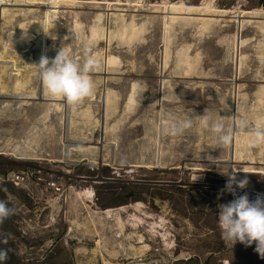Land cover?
Wrapping results in <instances>:
<instances>
[{"label": "rangeland", "instance_id": "rangeland-1", "mask_svg": "<svg viewBox=\"0 0 264 264\" xmlns=\"http://www.w3.org/2000/svg\"><path fill=\"white\" fill-rule=\"evenodd\" d=\"M55 1L56 6L50 2L0 6V67H9L11 61L14 68L9 78L0 68L5 73L0 74V201L12 209L0 223V250L7 253L0 264H101L94 251L95 228L113 250L109 255L103 247L104 256L119 264L140 259L153 264H264L254 251L255 243H225L217 215L218 204L240 195L247 194L252 201L264 197V164H253L263 170L233 171L234 165L248 163L231 162L236 151L232 143L219 148L212 131V149L218 154L227 148L231 152L227 158H200V153L192 154L189 146L195 144L188 139L198 125L203 126L204 114L222 121L226 130L231 128L232 136H246L264 125L255 119L261 114V101L254 94L264 85V47L246 26L264 20L259 13L258 18L251 16L264 0H210L220 23L205 34L170 21L203 18L174 13L177 8H198L204 0ZM235 7L243 13L241 24L232 18ZM26 12L32 13L19 15ZM61 48L81 66L88 56L95 58L99 70L89 75L96 79L97 90L74 105L65 99H24V94L43 90L41 57L51 62ZM191 70L199 73L197 77H187ZM138 82L147 89L134 93L128 102ZM202 85L212 91L203 93ZM245 93L248 97H243ZM189 116L192 128L176 136L167 134L171 122ZM242 120L247 127L241 129ZM3 147L10 151L2 152ZM30 148H35L28 153L35 152V159L15 157L17 152L12 151L26 154ZM86 148L92 151L90 157H80L78 150ZM221 163L237 181L248 180L243 189L233 185L235 195L224 191L228 176L220 174ZM83 188L93 190L90 202L75 196ZM136 202L142 203V210L131 206ZM120 206L126 207L121 213L125 218L132 213L153 218L146 224L126 222L125 233L118 234L114 218L104 211ZM159 216L164 222L157 227L167 231L175 245L151 229L150 223L160 221ZM128 232L144 234L150 248L138 257L124 255Z\"/></svg>", "mask_w": 264, "mask_h": 264}, {"label": "bare ground", "instance_id": "bare-ground-1", "mask_svg": "<svg viewBox=\"0 0 264 264\" xmlns=\"http://www.w3.org/2000/svg\"><path fill=\"white\" fill-rule=\"evenodd\" d=\"M13 1V2H12ZM215 1V0H214ZM9 2V1H8ZM48 2L51 3V5L49 6H56L57 5V2L55 0H10L9 3H6V0H0V6L2 5H5L6 4H13V5H23V4H40L42 6H45V4H48ZM204 5L202 6H199L198 8L196 7H191V8H181V9H175V13L174 14H181V15H186V16H202L203 18H200V17H172L170 19V21H177L179 23H182L183 25H188V26H191L195 29L196 32L198 33H211L216 25H218L220 23L218 16L217 14H215V12L212 10L211 7V2L210 0H204ZM12 5V6H13ZM26 5V6H27ZM9 6V5H8ZM34 6V5H33ZM38 6V5H37ZM166 6V5H165ZM163 6V7H165ZM29 7V6H27ZM163 7H158V8H163ZM20 9V8H18ZM234 9L235 10V13L234 15L232 16V18H236V22H238L239 20V24L242 23V21H240V18L243 17V13L242 11L240 10L239 7H235ZM4 10V9H3ZM168 10V8H167ZM232 10V9H231ZM10 11V10H9ZM26 11V10H25ZM3 12H6V10H4ZM17 12H20V11H17ZM17 12H16V15H17ZM23 12V11H22ZM151 12H155V11H151ZM160 12V11H159ZM7 13H10V12H7ZM32 12H26L24 14L20 13L19 15H27V14H31ZM160 13H164V12H160ZM171 13V12H170ZM256 13H259L261 14V16L259 18L261 19H264V6L260 7L258 10H256L255 12L252 13L251 16H255L254 18H258L257 17V14ZM2 14V13H1ZM220 15L223 16V14L225 13H219ZM15 13L13 11H11L10 13V16H14ZM227 15V14H226ZM229 16V15H227ZM13 18V17H12ZM6 20V19H5ZM10 20V19H9ZM11 21V20H10ZM8 23V22H7ZM11 23V22H10ZM245 23V21H244ZM9 24V23H8ZM7 25V24H6ZM118 25V24H117ZM0 26H3L0 24ZM40 26V25H39ZM245 26V25H244ZM249 29H251V33L255 36H259L260 37V40H261V44L263 45L264 47V20L263 21H260V22H257L255 25H247ZM2 28V27H1ZM38 28V27H37ZM124 32V31H123ZM136 32V31H135ZM126 35V34H125ZM124 35V36H125ZM116 37L115 34H112L111 35V38H114ZM131 37V35L129 36ZM45 40V39H44ZM243 43V42H242ZM240 46V45H239ZM4 49V48H3ZM2 53V52H1ZM8 61V60H7ZM5 62V61H4ZM7 63H10V66H6V67H0L2 69V71L4 72H7L8 73V78L9 76L11 77L12 74H13V71H14V68L11 64V61H8ZM75 63V62H74ZM6 64V63H5ZM3 66V65H2ZM109 66L110 68H113L115 66V61L114 59H109ZM97 69V68H96ZM99 70V68L97 69V71ZM195 71H189L187 73V77L191 78H195L197 77L196 74H199V73H194ZM6 73V74H7ZM194 73V74H193ZM1 75L2 74H5L3 72L0 73ZM133 74V73H131ZM114 79V78H112ZM26 81V80H25ZM93 82L96 81V79H92ZM3 82V81H2ZM120 83V82H118ZM97 81L96 83L93 84V86L97 85ZM136 87H140V92H136ZM199 88H202V91L203 93H205L206 91L210 92L212 91V87L211 86H206V87H203V85ZM250 88V86H249ZM258 91L257 93L254 92V94H257L258 98H259V101H261V104L258 105V111L263 114L262 116L263 117H260L261 114H258V117L255 118L256 121L258 123H261V124H264V85H260V87H258ZM16 89V88H15ZM145 89H147V87L145 86V84H142L140 85V83L138 82V84H135V88H133L130 92H129V100L128 102H130L131 100H134V93H136L137 95H141L145 92ZM195 87L192 86L191 87V90L192 92L196 93L195 92ZM252 89V88H251ZM6 90V89H5ZM18 90V89H17ZM97 89L93 87V93L96 91ZM3 91H0V93H2ZM131 93V95H130ZM20 95V94H19ZM26 95V96H25ZM244 95L243 97H248V94L245 93V94H242ZM241 95V96H242ZM256 96V95H254ZM43 97V98H41ZM47 97L49 100H56L57 102L58 101H64L63 98H57V97H52L50 96L49 94H47L46 92V89L45 87H43V90H38V91H34L33 94H24V99H40V100H43V99H47L45 98ZM242 100V99H241ZM47 101V100H46ZM55 101V102H56ZM53 102V103H55ZM51 104V103H49ZM52 105V104H51ZM58 106V105H56ZM250 106H253V105H250ZM243 107L240 106V108ZM57 108V107H56ZM59 108V107H58ZM239 109V108H238ZM89 115V114H88ZM108 115H111L109 112H108ZM256 116V115H255ZM87 118V117H86ZM106 118V117H105ZM77 119V118H76ZM108 120V119H107ZM81 122V121H80ZM84 124V123H83ZM232 127V126H231ZM231 129V128H230ZM242 129V128H241ZM108 131V130H107ZM107 131H104L103 134H101L100 138L101 137H105ZM193 133L191 135H189V138L188 139H191V142L195 144V146H189V148L192 150V147H193V151H192V154L196 157L197 154H199L200 158H210V157H218L220 156V158H227L229 156V152L231 151H228V148L226 149V153L224 154H218L216 153L213 149H212V143L210 142V138H212V135H213V132L210 128H205L204 126H200L198 125L197 126V129L192 131ZM237 133V132H236ZM84 135V134H83ZM253 135V132L252 133H249L248 135L246 136H234L233 135V139H232V147L235 146L236 148V151L231 155L230 159H231V162H235V163H248V164H237V165H234L232 167V170L233 171H237V170H263V166L260 165L261 168H256L257 166L253 165V164H264V144H261L260 146L252 149V148H249L247 145H248V140L249 138ZM71 136H72V132H71ZM70 136V137H71ZM73 138V137H71ZM99 138V137H98ZM10 139V138H9ZM89 140V139H88ZM1 142V141H0ZM9 142V141H8ZM11 142V141H10ZM17 142V141H16ZM15 142V143H16ZM26 142V141H25ZM63 142V141H62ZM13 143V142H12ZM27 143L29 144V141H27ZM31 144V143H30ZM188 144V143H187ZM12 145V144H11ZM20 145V144H18ZM34 145V144H33ZM13 146V145H12ZM11 146V147H12ZM4 148V147H3ZM15 148V147H14ZM200 150H199V149ZM5 150L2 151V152H9L7 151V148L5 147L4 148ZM21 149V147H20ZM19 149V150H20ZM23 149V148H22ZM25 149V148H24ZM23 149V150H24ZM31 151H27L26 154H23L21 153L22 150L20 151H17V150H12L13 152H17V154H14L15 157H19V158H36V154L35 152L33 153V155H29L28 153H31L35 148H30ZM196 149L198 150V152H196ZM203 149H207L208 152H211L213 153L214 152V155H209L207 152H203ZM233 149V148H232ZM0 150H3L2 148H0ZM27 150V149H26ZM74 150V149H73ZM87 150L86 149H79L78 151H80V154L79 156L80 157H88L90 155V153L92 151H85ZM252 150V151H251ZM82 151V153H81ZM84 151V152H83ZM11 152V153H13ZM38 152V151H37ZM139 152V151H138ZM256 152V154L254 153ZM149 153V152H148ZM103 157L106 156L107 154L106 153H102L101 154ZM186 155H188V153L186 152ZM222 155V156H221ZM225 155V156H224ZM180 156V155H179ZM90 157V156H89ZM148 157V156H146ZM38 158V157H37ZM127 158V157H126ZM180 159V158H179ZM211 160V159H210ZM219 161V160H218ZM181 162V161H180ZM138 164V163H137ZM222 164V163H221ZM190 165V163H189ZM203 165V164H202ZM178 166V165H177ZM151 167V166H150ZM155 167V166H154ZM186 167V166H185ZM229 167V166H228ZM169 168V167H168ZM190 168V167H189ZM195 168V167H194ZM226 169V168H225ZM229 169V168H228ZM171 170V169H170ZM219 170V169H217ZM231 170V171H232ZM230 172V171H229ZM222 175V174H221ZM94 195V192L91 188H83L81 190H78L76 191V197H78V199L80 198L82 201L83 200H86L87 202H90L92 200V197ZM75 197V198H76ZM77 199V198H76ZM75 200V199H74ZM78 201V200H77ZM142 203L140 202H136L134 204H131V206H133L135 209L137 210H142L141 205ZM53 205H54V202H53ZM70 205V204H69ZM73 205V204H72ZM76 207V206H75ZM54 208V207H53ZM57 208V207H56ZM61 208V207H60ZM70 208V207H69ZM99 208V207H98ZM125 206H120V207H117V208H107L104 213L108 216H112V218H114L115 222L114 224L116 225L117 227V231H118V234L119 233H125V223H130L132 225L136 224V223H145L148 221V219L150 218H153L151 215H146V218L147 219H143L142 217L136 215L135 213H132L130 215H128L127 218H125L121 213L122 211L125 210ZM132 208V207H131ZM98 210V209H97ZM71 211V210H70ZM121 211V212H120ZM75 212V211H73ZM126 212V211H125ZM72 213V212H71ZM143 213H146V212H143ZM142 213V214H143ZM77 214V213H76ZM145 217V216H143ZM161 217V216H159ZM73 219V218H72ZM75 219V218H74ZM109 220V219H108ZM111 221V220H110ZM159 221V219H158ZM153 221L150 223V227L151 229H154L155 232H158L162 235V237L165 239V241L168 243V244H173L175 245V240L173 238H169L168 236L170 235L167 231L164 230V232L159 229L157 226L158 225H163V222H164V217H161L160 218V221ZM72 226V224H71ZM128 226V225H127ZM103 228V227H102ZM71 229V228H70ZM115 230V229H114ZM71 231V230H70ZM95 231L97 232L98 234V239L96 240V244H95V253L100 255L101 257V264H119L118 262H114L110 259H108L109 257L107 256H104V253L101 251L102 248L104 247L105 250H107L108 254L109 255H112V252L113 251L112 249L110 250V248H107L106 245L104 244V241H105V237L100 233L99 229H96L95 228ZM159 234V235H160ZM119 236V235H118ZM146 236V235H145ZM127 237V241H128V245L125 246L126 248H124V251H125V254L124 255H129V254H133V255H136L137 257L140 255V254H143L145 251H147L149 248H150V244L145 242V237H144V234H141V233H136V232H128V234L126 235ZM73 238V237H72ZM121 239V238H120ZM125 239V237H124ZM164 241V242H165ZM78 242V241H77ZM119 242V241H118ZM133 242H138L140 243L139 246H136L135 245H132ZM121 243V242H120ZM113 244V243H112ZM124 244V243H123ZM111 245V244H110ZM109 245V247H110ZM119 246V245H118ZM89 247V246H88ZM89 249V248H88ZM99 249V250H98ZM119 249V247H118ZM115 250V249H114ZM119 251V250H118ZM120 252H121V249H120ZM79 253V252H78ZM119 253V252H117ZM129 253V254H128ZM89 256V254H88ZM123 256V255H122ZM77 257V256H76ZM79 257V256H78ZM97 257V256H96ZM86 259V258H85ZM114 259V258H113ZM126 260V258H125ZM99 261V260H98ZM153 261H143L140 259L139 262H132L131 264H153L152 263ZM126 264V263H125ZM157 264V263H156Z\"/></svg>", "mask_w": 264, "mask_h": 264}, {"label": "clouds", "instance_id": "clouds-1", "mask_svg": "<svg viewBox=\"0 0 264 264\" xmlns=\"http://www.w3.org/2000/svg\"><path fill=\"white\" fill-rule=\"evenodd\" d=\"M43 29L46 34H50L44 27ZM38 66L43 85L50 96L63 98L68 104L74 105L93 94V81L89 74L98 67L95 58L88 56L81 66L74 63L68 53L61 48L51 62L47 57L42 56ZM202 117H204L201 121L202 125L205 128L211 127V130L217 134L219 148L229 146L233 139L231 129L226 130L222 121H211L210 117L205 114ZM192 126L193 117L189 116L186 119L171 122L166 128V132L176 136L192 128ZM239 127L246 128L247 122L240 121ZM261 144H264V125H257L253 135L248 140L247 146L256 148ZM217 163L220 164V162ZM220 174L228 176L224 191L232 192L234 195V184L241 189L248 184L247 178L237 181L235 175L229 173L228 168L225 170L223 164L220 165ZM217 207L219 209L217 213L218 227L225 243H231L232 246L237 241L245 246H251L255 243L254 251L259 254L260 258L264 259V197L257 196L252 201L247 194H244L228 203L218 204ZM11 214L12 209L4 201H0V223ZM6 258L7 253L0 250V261Z\"/></svg>", "mask_w": 264, "mask_h": 264}, {"label": "trees", "instance_id": "trees-1", "mask_svg": "<svg viewBox=\"0 0 264 264\" xmlns=\"http://www.w3.org/2000/svg\"><path fill=\"white\" fill-rule=\"evenodd\" d=\"M260 1H262V0H260Z\"/></svg>", "mask_w": 264, "mask_h": 264}]
</instances>
